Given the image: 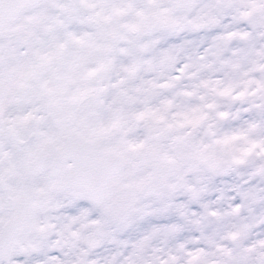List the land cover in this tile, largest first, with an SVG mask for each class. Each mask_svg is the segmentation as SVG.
<instances>
[{"label": "snow or ice", "instance_id": "obj_1", "mask_svg": "<svg viewBox=\"0 0 264 264\" xmlns=\"http://www.w3.org/2000/svg\"><path fill=\"white\" fill-rule=\"evenodd\" d=\"M0 264H264V0H0Z\"/></svg>", "mask_w": 264, "mask_h": 264}]
</instances>
